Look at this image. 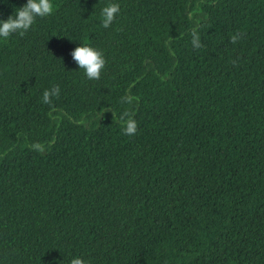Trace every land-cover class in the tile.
I'll use <instances>...</instances> for the list:
<instances>
[{
    "label": "trees",
    "instance_id": "trees-1",
    "mask_svg": "<svg viewBox=\"0 0 264 264\" xmlns=\"http://www.w3.org/2000/svg\"><path fill=\"white\" fill-rule=\"evenodd\" d=\"M52 3L0 38V264H264V0Z\"/></svg>",
    "mask_w": 264,
    "mask_h": 264
},
{
    "label": "clouds",
    "instance_id": "clouds-1",
    "mask_svg": "<svg viewBox=\"0 0 264 264\" xmlns=\"http://www.w3.org/2000/svg\"><path fill=\"white\" fill-rule=\"evenodd\" d=\"M54 11L52 0H27V2L16 9L15 14H11L6 20H0V38L7 40L10 35L16 33L23 36L34 24L37 17L43 18L50 16ZM120 12V6L117 3H108L102 7L100 15L101 26L105 29L109 28ZM191 45L193 49L202 48L199 35L195 29L191 31ZM244 37L243 32H236L230 36V42L236 44ZM71 57L77 64L79 69H83L86 78L89 80H98L101 71L105 67V59L101 51L88 44H79L71 51ZM233 66L236 61H232ZM60 88L53 85L50 89H45L42 93V102L48 105L52 104V99L58 98ZM121 103H132L131 97H122ZM105 111V110H104ZM120 123L123 125L121 131L123 134L132 136L137 131V122L132 118V114L125 110L119 117ZM69 264H86L81 257H73Z\"/></svg>",
    "mask_w": 264,
    "mask_h": 264
}]
</instances>
